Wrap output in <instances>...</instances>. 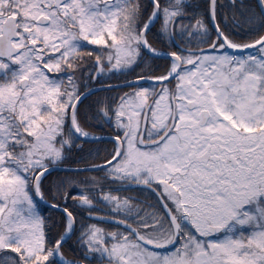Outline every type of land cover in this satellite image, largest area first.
Wrapping results in <instances>:
<instances>
[{
    "label": "snow or ice",
    "instance_id": "obj_1",
    "mask_svg": "<svg viewBox=\"0 0 264 264\" xmlns=\"http://www.w3.org/2000/svg\"><path fill=\"white\" fill-rule=\"evenodd\" d=\"M0 264H264V0H0Z\"/></svg>",
    "mask_w": 264,
    "mask_h": 264
}]
</instances>
